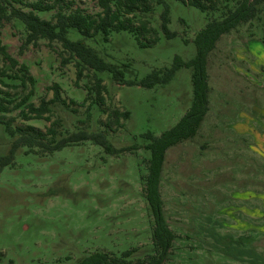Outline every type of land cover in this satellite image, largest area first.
<instances>
[{
  "label": "rangeland",
  "instance_id": "374dc122",
  "mask_svg": "<svg viewBox=\"0 0 264 264\" xmlns=\"http://www.w3.org/2000/svg\"><path fill=\"white\" fill-rule=\"evenodd\" d=\"M36 0H26L33 2ZM72 1L70 11L96 16L94 0ZM169 28L161 31L158 6L145 17L159 32L151 48L139 46L129 32L113 33L109 41L70 30L71 41H83L107 63L142 80L153 70L170 67L176 56H196L194 39L213 19L221 18L235 0H223L217 11L203 13L176 0ZM6 14L11 6L4 0ZM13 7L29 11L19 4ZM53 20L54 12L38 13ZM27 30L17 19L0 21V40L20 65L29 68L35 85L23 87L19 67L0 55V96L19 102L33 90L30 102L39 106L61 87L68 105H51L52 119L24 121L21 110L4 114L13 127L35 126L57 131L61 140L79 131L105 132L114 150L86 141L53 154L23 147L13 164L0 166V264H76L96 252L133 261L155 255L154 219L145 196L150 152L145 134L160 136L173 128L193 101L192 70L180 69L168 85L152 89L120 85L109 72L86 71L77 82L75 60L57 42L26 45ZM2 72H5L3 76ZM210 110L196 140L171 148L161 180L165 219L174 232L166 264H264V2L257 17L222 37L208 62ZM12 76V77H9ZM95 76L108 90L105 105L97 104ZM130 112L123 128L107 126L109 112ZM55 125H53V123ZM17 136L0 125V157L8 155Z\"/></svg>",
  "mask_w": 264,
  "mask_h": 264
},
{
  "label": "trees",
  "instance_id": "16d2710c",
  "mask_svg": "<svg viewBox=\"0 0 264 264\" xmlns=\"http://www.w3.org/2000/svg\"><path fill=\"white\" fill-rule=\"evenodd\" d=\"M11 6L10 13L6 14V8L0 5V21L3 19H17L24 24L27 30L26 45H38L41 40L48 41L49 45L57 42L61 45L63 52L69 54V58H64L63 63H71L75 60L77 68V82L81 81L86 71L95 73L109 72L115 82L120 85L139 86L152 89L157 86L170 84L176 77L177 72L182 69L192 70L193 101L190 109L181 120L171 129L165 131L160 136L149 132L144 135L148 144L146 150L150 152L148 160V175L145 178V196L150 207L153 219V244L155 255L145 260L133 261L130 259L132 251H127L121 256L110 252H96L80 260L76 264H166L171 255L173 242L176 238L174 232L169 227L163 209V199L161 195V180L166 161L167 152L186 141L197 139L199 131L210 110V93L208 62L210 55L216 49L217 44L223 36L236 30L242 24L253 21L259 11V6L264 0H235V7L228 8L219 19L210 21L195 37L196 56L190 61H184L180 56H176L170 67L162 70H153L142 80H126L122 69L104 61L98 53L88 47L83 41H71L68 37L70 30L78 31L83 37L94 39L103 36V40L109 41L111 34L129 32L133 34L142 48H151L159 40V32L145 16L151 14L158 6L163 5L161 14V31L167 39L177 36L169 28L171 23L170 7L165 0H94L101 12L92 16L81 10L70 11L73 4L68 0H36L26 2V0H4ZM186 6L199 9L203 13L217 11L223 0H176ZM13 4L25 6L29 11L17 9ZM54 12V19L47 20L39 16L38 13ZM0 55L8 62L12 68L19 67L21 76L17 74L9 77L20 79L25 87L27 81L35 85V78L31 76L28 66L20 65L7 51L0 40ZM5 76V72H2ZM94 88L91 91L96 93L97 104L105 105V95L108 90L101 78L95 76ZM54 98L50 101H42L39 106L30 102L33 90L20 99L19 102L11 101L0 96V125L6 127L7 133L15 137L9 153L5 157H0V166L6 167L13 164L15 154L23 147L30 150L40 149L42 153L53 154L66 147L77 145L86 141H91L103 147L109 154H119L124 150H114L108 141L105 132L89 133L79 131L61 140H57L55 128H49L47 133L35 126L13 127L15 118L6 119L4 114L21 110V118L24 121L46 120L51 121V105L62 103L68 105L61 97V87L55 84L52 88ZM109 123L107 126H115L117 129L123 128L122 121L128 120L130 112L112 110L109 112ZM56 122L53 123L55 125Z\"/></svg>",
  "mask_w": 264,
  "mask_h": 264
}]
</instances>
